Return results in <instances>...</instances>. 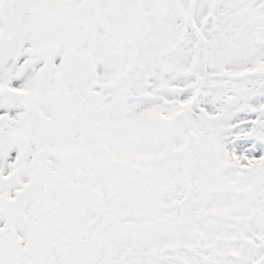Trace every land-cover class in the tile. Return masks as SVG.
<instances>
[{
  "label": "snow or ice",
  "instance_id": "obj_1",
  "mask_svg": "<svg viewBox=\"0 0 264 264\" xmlns=\"http://www.w3.org/2000/svg\"><path fill=\"white\" fill-rule=\"evenodd\" d=\"M0 264H264V0H0Z\"/></svg>",
  "mask_w": 264,
  "mask_h": 264
}]
</instances>
